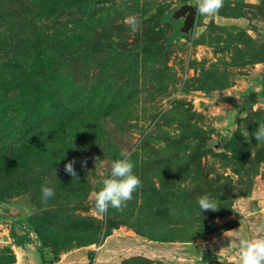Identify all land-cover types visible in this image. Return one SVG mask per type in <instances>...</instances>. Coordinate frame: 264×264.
<instances>
[{
    "label": "rangeland",
    "instance_id": "rangeland-1",
    "mask_svg": "<svg viewBox=\"0 0 264 264\" xmlns=\"http://www.w3.org/2000/svg\"><path fill=\"white\" fill-rule=\"evenodd\" d=\"M195 2L0 0V264H164L118 248L264 224V0H224L184 30ZM121 150L141 187L98 218Z\"/></svg>",
    "mask_w": 264,
    "mask_h": 264
},
{
    "label": "clouds",
    "instance_id": "clouds-1",
    "mask_svg": "<svg viewBox=\"0 0 264 264\" xmlns=\"http://www.w3.org/2000/svg\"><path fill=\"white\" fill-rule=\"evenodd\" d=\"M195 8L197 15L204 16L206 19H213L224 6V0H196ZM133 32L139 30L141 21L136 15H129L124 21ZM205 29L200 28L199 32ZM237 98V97H236ZM238 99V98H237ZM245 139L247 132L243 133ZM255 140L259 143H264V124H260L258 129L253 133ZM132 153L128 150H121L120 159H117L111 164V175L103 180L102 188L95 192V215L98 218H103L109 207L123 212L127 206V202L133 198V193L141 187L140 178L134 174V162L131 159ZM75 161H69L65 165V172L77 177V172L74 168ZM82 166H86V161H82ZM55 196V190L48 186L41 187V201H47ZM200 210H211L213 212L219 210V204L211 199L208 195H204L198 199ZM264 231V227L259 229ZM240 249V258L238 264H264V236H258L254 239H240L238 241Z\"/></svg>",
    "mask_w": 264,
    "mask_h": 264
},
{
    "label": "crops",
    "instance_id": "crops-1",
    "mask_svg": "<svg viewBox=\"0 0 264 264\" xmlns=\"http://www.w3.org/2000/svg\"><path fill=\"white\" fill-rule=\"evenodd\" d=\"M262 227L264 224L250 225L245 222L202 242H152L130 237L122 242L118 251L124 253L137 247L136 250H139L141 255L162 261L164 264H208L209 260L237 263L240 258L238 241L264 236V231H259ZM32 251L28 253L34 256V249ZM38 261L39 258L35 264Z\"/></svg>",
    "mask_w": 264,
    "mask_h": 264
},
{
    "label": "water",
    "instance_id": "water-1",
    "mask_svg": "<svg viewBox=\"0 0 264 264\" xmlns=\"http://www.w3.org/2000/svg\"><path fill=\"white\" fill-rule=\"evenodd\" d=\"M178 17H183V29L188 30L194 23L196 17V8L192 5H184L177 11Z\"/></svg>",
    "mask_w": 264,
    "mask_h": 264
},
{
    "label": "trees",
    "instance_id": "trees-1",
    "mask_svg": "<svg viewBox=\"0 0 264 264\" xmlns=\"http://www.w3.org/2000/svg\"><path fill=\"white\" fill-rule=\"evenodd\" d=\"M0 221H2V220H0ZM27 222H25L29 227H31V229H32V231L35 233V234H37L36 232H35V230H34V228H33V225L28 221V220H26ZM4 222V221H3ZM38 236V235H37ZM38 238H39V241H40V246H37L36 245V249L38 250V252H40V249H41V246H42V242H41V239H40V237L38 236ZM226 262V261H225ZM213 263V261H211V260H209L208 261V264H212ZM227 263H233V264H235L234 262H227Z\"/></svg>",
    "mask_w": 264,
    "mask_h": 264
},
{
    "label": "built area",
    "instance_id": "built-area-1",
    "mask_svg": "<svg viewBox=\"0 0 264 264\" xmlns=\"http://www.w3.org/2000/svg\"><path fill=\"white\" fill-rule=\"evenodd\" d=\"M3 223L2 222H0V226L2 225Z\"/></svg>",
    "mask_w": 264,
    "mask_h": 264
}]
</instances>
